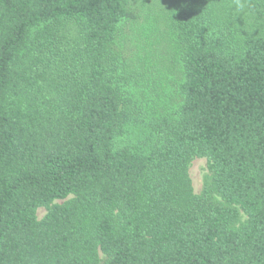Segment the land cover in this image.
I'll use <instances>...</instances> for the list:
<instances>
[{"label":"trees","instance_id":"1","mask_svg":"<svg viewBox=\"0 0 264 264\" xmlns=\"http://www.w3.org/2000/svg\"><path fill=\"white\" fill-rule=\"evenodd\" d=\"M262 8L181 0L153 103L118 66L126 0H0V264H264Z\"/></svg>","mask_w":264,"mask_h":264},{"label":"rangeland","instance_id":"2","mask_svg":"<svg viewBox=\"0 0 264 264\" xmlns=\"http://www.w3.org/2000/svg\"><path fill=\"white\" fill-rule=\"evenodd\" d=\"M181 0H126L127 7L135 14V20L123 26L118 36L115 53L118 66L126 73L127 86L134 92L152 95L151 101L157 102L156 95L165 91L171 96L177 86L178 70L173 49L174 10ZM264 19V8L260 9ZM242 5L234 10V19L250 27L257 25L253 15L246 16ZM116 71V70H114ZM166 97L165 95H161ZM160 98L163 100L164 98ZM149 100V101H150ZM208 163L204 157L194 158L188 166V176L194 194L202 192L204 176ZM44 208L37 210V218L45 215Z\"/></svg>","mask_w":264,"mask_h":264}]
</instances>
